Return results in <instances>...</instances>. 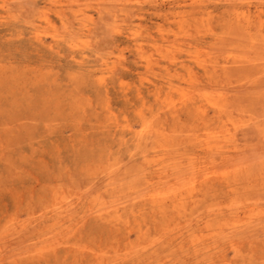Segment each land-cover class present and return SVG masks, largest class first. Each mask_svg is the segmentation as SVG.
Segmentation results:
<instances>
[{"label": "rangeland", "instance_id": "374dc122", "mask_svg": "<svg viewBox=\"0 0 264 264\" xmlns=\"http://www.w3.org/2000/svg\"><path fill=\"white\" fill-rule=\"evenodd\" d=\"M0 264H264V0H0Z\"/></svg>", "mask_w": 264, "mask_h": 264}, {"label": "bare ground", "instance_id": "6f19581e", "mask_svg": "<svg viewBox=\"0 0 264 264\" xmlns=\"http://www.w3.org/2000/svg\"><path fill=\"white\" fill-rule=\"evenodd\" d=\"M73 33H74V31H73ZM97 58V57H96ZM100 60V59H99ZM231 95V94H230ZM251 96V95H250ZM233 102V101H232ZM230 106V105H229ZM262 106V105H261ZM156 129V128H155ZM207 145V147L209 146L208 144H206ZM246 154V153H245ZM142 155V154H141ZM241 156V155H240ZM242 159H243V157H242ZM253 160V159H252ZM262 160V159H261ZM148 161H150V159H148ZM242 161V160H241ZM236 162V161H235ZM245 162V161H244ZM255 163V162H254ZM238 164V163H237ZM250 164V163H249ZM251 165V164H250ZM254 167V166H253ZM214 170V169H213ZM160 173V172H159ZM164 173V172H163ZM162 173V174H163ZM202 173V172H201ZM191 176V175H190ZM178 177V176H177ZM183 178V177H182ZM179 179V178H178ZM141 180V179H140ZM182 180V179H181ZM112 182V181H111ZM135 183V182H134ZM191 183V182H190ZM144 192V191H143ZM171 194V193H170ZM127 203V202H126ZM115 204V203H114Z\"/></svg>", "mask_w": 264, "mask_h": 264}]
</instances>
